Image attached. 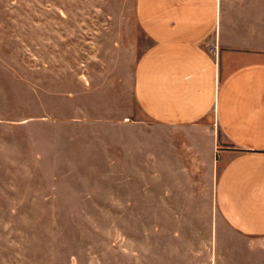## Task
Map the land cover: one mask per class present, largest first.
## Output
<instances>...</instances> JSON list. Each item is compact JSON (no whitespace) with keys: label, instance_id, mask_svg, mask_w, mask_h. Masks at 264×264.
<instances>
[{"label":"rangeland","instance_id":"rangeland-1","mask_svg":"<svg viewBox=\"0 0 264 264\" xmlns=\"http://www.w3.org/2000/svg\"><path fill=\"white\" fill-rule=\"evenodd\" d=\"M143 45L132 0H0V264H264L218 213L213 119L139 109Z\"/></svg>","mask_w":264,"mask_h":264},{"label":"crops","instance_id":"crops-1","mask_svg":"<svg viewBox=\"0 0 264 264\" xmlns=\"http://www.w3.org/2000/svg\"><path fill=\"white\" fill-rule=\"evenodd\" d=\"M132 11L144 41L133 69L139 109L164 125L213 119L228 142L217 156L218 213L264 239V0H132ZM238 54L249 60L234 65Z\"/></svg>","mask_w":264,"mask_h":264}]
</instances>
